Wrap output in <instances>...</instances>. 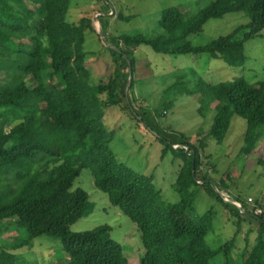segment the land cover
I'll list each match as a JSON object with an SVG mask.
<instances>
[{
	"label": "trees",
	"instance_id": "16d2710c",
	"mask_svg": "<svg viewBox=\"0 0 264 264\" xmlns=\"http://www.w3.org/2000/svg\"><path fill=\"white\" fill-rule=\"evenodd\" d=\"M68 7L69 0H0V74H4L0 80V229L15 224L27 233L25 239L0 245V264H16L11 251L41 236L60 240L69 257L66 264H128L121 245L111 239L108 225L81 233L69 229L94 209L83 190L71 192L72 182L84 168L90 170L96 189L136 226L145 250L140 264H212L217 256L223 257V264H264V222L251 218L258 224L255 239L235 258L232 252L245 215L224 202L209 184L197 183L212 181L209 172L201 170L203 160L208 161L205 150L210 141L223 142L234 116L247 125L244 155L264 137V81L200 82L199 103L216 102L218 109L208 134L196 135L193 142L178 132H158L148 125L163 138L158 139L163 147L161 159L170 154L181 161L172 185L178 195L174 204L163 199L152 177L118 162L110 148L112 134L103 124L105 110L118 104L119 90L126 84L129 72L123 55L131 62L132 75L136 68L133 49L141 45L157 54H206L230 67H243L244 43L264 31V0H212L192 16L176 7L164 9L159 21L163 36L111 39L122 54L110 50L116 57L114 71L93 87L88 83L83 43L85 31L94 30L87 19L69 23ZM232 13L244 14L248 24L203 46L190 42L208 21ZM117 18L129 20L121 14ZM102 30L104 33L103 26ZM243 30L246 32L237 40ZM175 86L179 93L190 94L185 83ZM128 88H133V77ZM126 104L131 108L129 101ZM41 106L45 115L39 114ZM176 145L180 148H174ZM56 164L66 169L46 185L41 172ZM220 186L216 185L229 193L223 182ZM199 189L238 219L234 237L215 250L205 243L215 213L210 210L203 216H192ZM251 212L255 214L254 209ZM257 216L264 221V215Z\"/></svg>",
	"mask_w": 264,
	"mask_h": 264
},
{
	"label": "rangeland",
	"instance_id": "374dc122",
	"mask_svg": "<svg viewBox=\"0 0 264 264\" xmlns=\"http://www.w3.org/2000/svg\"><path fill=\"white\" fill-rule=\"evenodd\" d=\"M108 1L113 3L117 14L129 18L128 21L110 18L108 23L106 18H102L104 35L110 44L112 38L122 35L150 39L163 36L165 33L160 28L159 21L162 11L166 8L176 7L186 16H192L212 3V0ZM84 2L90 9H96L99 2L104 5L103 0H84ZM74 8V0H69L66 16L68 22L75 21ZM104 10L108 11V8ZM113 12L111 11L112 14ZM247 24L248 19L244 14H227L221 19L208 21L202 31L190 39V42L194 46H203L219 37L228 36L237 27ZM245 32L246 30L241 31L236 39H241ZM107 33H111V36L108 37ZM99 41L87 37L84 41L83 49L87 52V69L90 74L88 83L92 87L105 82L112 75V65L116 59L109 49L100 47L102 43L100 44ZM133 51L136 64L133 88L132 90L128 88L125 94V84L119 90V102L116 106L105 110L103 124L106 132L112 134L110 148L118 157V162L137 173L152 175L153 183L156 189L161 191L163 199L167 203L174 204L178 201V195L172 188L177 176V165H172L173 159L169 154L160 163L159 151L155 148L161 149L162 145L143 124L149 125L158 132L167 130L178 132L190 138L192 142L196 135H207L214 116L211 115V109L208 110L206 106L198 103L197 95H193L197 91V86L200 82L217 85L238 78H243L250 84L264 81V31L259 37L244 43L246 61L243 67H230L221 59H214L206 54L162 55L144 45L135 47ZM109 53L110 58L107 56ZM141 72L142 74H139ZM3 77L4 74H0V80ZM127 80L128 77L126 82ZM25 82L31 85L28 78H25ZM122 82L124 83L125 80L122 79ZM179 82L188 86L190 94L179 93L175 86ZM126 100L132 103L134 113L128 108ZM45 113L44 106H41L39 114L45 115ZM246 130V122L234 116L223 142L217 144L210 141L205 150L208 161L203 160L201 170L209 172L215 186L221 187L219 181H222L229 187L230 196L242 201L250 211L256 207L264 215V137L256 142L249 154L244 155L241 151L245 146ZM57 166L58 164L43 169L41 172L43 183L51 185L66 169ZM77 189L83 190L88 195L94 209L91 214L72 224L69 229L74 233H81L108 225L111 227V239L121 245L128 264H140L145 250L136 226L118 207H113L109 203L106 194L96 189L89 169H82L72 182L71 192ZM249 199L252 200V205L246 203ZM210 210L215 213V218L212 229L205 237V243L215 250L234 237L238 219L204 189H199L192 216L200 217ZM257 231L256 221L245 215L240 221V231L236 236V245L232 252L235 258L247 244L253 243ZM26 237V231L15 224L0 229L1 246L13 244L14 241ZM11 253L16 258V264H66L69 261L60 240L46 236L35 238L27 246ZM223 260L222 256H217L211 263L223 264Z\"/></svg>",
	"mask_w": 264,
	"mask_h": 264
},
{
	"label": "crops",
	"instance_id": "0c3cea01",
	"mask_svg": "<svg viewBox=\"0 0 264 264\" xmlns=\"http://www.w3.org/2000/svg\"><path fill=\"white\" fill-rule=\"evenodd\" d=\"M86 1V0H85ZM112 6H113V8H114V12H113V14L111 13V10L109 9V7H107L108 8V11L106 10H104L105 9V7H104V5L103 4H101V2H99L98 3V6H97V8L96 9H94V8H91L90 9V7H89V5L87 6L86 4H85V2H84V0H74V11H75V14H74V18H75V21H72V22H69V23H77L79 20H81V19H87V20H90V22H91V27L93 28V30L94 31H90V30H86L85 31V33H84V41L86 40V37L89 39V38H91V39H94V38H96L97 39V41H99V38L97 37V35H96V33H95V27H96V24H97V20H96V18L97 19H99L100 20V22H101V26H103V19L102 18H106L105 20H106V22L108 23L109 22V19L111 18H116V19H118L117 18V11H116V9H115V7H114V5H113V3H112ZM106 8V9H107ZM98 12H100L99 14H98V16L96 17V14L98 13ZM109 32V31H108ZM104 34H105V32H104ZM108 35V37L109 36H111V33H107ZM110 34V35H109ZM106 37V36H105ZM107 38V37H106ZM100 42V41H99ZM100 44H101V42H100ZM102 46V48H105L104 46H103V44H101L100 45V47ZM83 48H84V43H83ZM83 51H84V49H83ZM85 52V51H84ZM86 54H87V52H85ZM111 54L109 53V54H107V56L110 58L111 56H110ZM112 60V59H111ZM112 62H113V60H112ZM114 68H115V62H113V65H112V70L114 71ZM139 74H142V72L141 73H139ZM137 75H138V73H137ZM124 93H125V91H124ZM193 95H197V98H198V100H197V102L199 103L200 101H201V96H200V94L196 91ZM137 97V96H136ZM141 101V100H140ZM126 102H127V100H126ZM142 102V101H141ZM209 106V107H208ZM211 107H213L214 109L212 110V108ZM206 108L208 109V110H210L211 109V115L213 114V116H214V114H215V112L217 111V109H218V104L216 103V102H208L207 104H206ZM107 117H109V116H107ZM110 118V117H109ZM153 122H155L154 120H153ZM103 123H104V117H103ZM112 123H114L113 122V120H112ZM104 126H105V124H104ZM119 127V126H118ZM109 132H112V130H109ZM207 134V133H206ZM158 143V142H157ZM158 145V144H157ZM161 146V145H160ZM158 147H159V145H158ZM162 147V146H161ZM174 148H180V146L179 145H176V146H174ZM208 148V147H207ZM156 149V151H159V156H160V163L164 160V159H161V152H162V149H163V147L160 149V148H155ZM157 149H159V150H157ZM115 155V154H114ZM170 155V154H169ZM115 157H116V159L118 158L116 155H115ZM172 157V156H171ZM165 158V157H164ZM172 161H173V164L172 165H174V164H176L177 165V172H178V170H179V167L181 166V161L180 160H178V159H174L173 157H172ZM118 160V159H117ZM176 161V162H175ZM119 163H121V162H119ZM123 164V163H122ZM156 166V165H155ZM139 174H142V175H145L146 173H139ZM145 176H148V175H145ZM148 177H152V179H153V176L152 175H149ZM213 181V180H212ZM215 182V181H214ZM220 183L222 182V181H219ZM216 183V182H215ZM205 191V190H204ZM161 192V191H160ZM206 192V191H205ZM228 192H229V190H228ZM207 193V192H206ZM162 194V193H161Z\"/></svg>",
	"mask_w": 264,
	"mask_h": 264
},
{
	"label": "water",
	"instance_id": "95a60500",
	"mask_svg": "<svg viewBox=\"0 0 264 264\" xmlns=\"http://www.w3.org/2000/svg\"><path fill=\"white\" fill-rule=\"evenodd\" d=\"M103 2L109 7V9H110L112 12L114 11L112 4H111L108 0H103ZM99 13H100V12H98V13L96 14V17L98 16ZM96 20H97V24H96V27H95V32H96V34H97V37L99 38V40H100L101 43L103 44V46L106 47V48L109 49V50H113V51H115V52H117V53H119V54H122V51L120 50V48H118V47L115 46L114 44H110V43L107 41V39H106V37H105V35H104V33H103V30H102V26H101V22H100V20L97 19V18H96ZM123 58H124V60L126 61V64H127V66H128V71H129L128 80H127V82H126V86H125V94H126L127 89H128V86H129V84H130V81H131L133 75H132V73H131V62H130L129 58H128L126 55H123ZM143 126H144L147 130H149L153 135H155L159 140H162V139H163V138H162L161 136H159L157 133H155L154 131H152V129L149 128L147 125L143 124ZM184 148H185L186 150L189 149V147H186V146H185ZM192 154H193V163H194V154H195L194 150H192ZM197 183H199V184H209V185H210V186H211V187H212V188H213V189L219 194V196H221V194L223 193V192H221V191L215 186V184L213 183V181L205 180V181H198ZM238 211H239L241 214H244V215H246V216H248V217H250V218H253V219L258 220L259 222H264V221L260 220L256 214H254V213H252L251 211L245 209L244 207H239V208H238Z\"/></svg>",
	"mask_w": 264,
	"mask_h": 264
},
{
	"label": "built area",
	"instance_id": "2783aa9c",
	"mask_svg": "<svg viewBox=\"0 0 264 264\" xmlns=\"http://www.w3.org/2000/svg\"><path fill=\"white\" fill-rule=\"evenodd\" d=\"M135 109V108H134ZM130 110H131V112H133L134 113V110L132 109V103H131V108H130ZM222 199H223V201L224 202H226V203H229L230 205H232L233 207H235V208H239V207H243V205L242 204H244L242 201H240L239 199H236V198H233L232 196H230L229 195V193H222L221 194V196H220ZM248 205H252V200L251 199H249V200H247V202H246ZM254 210H255V214L256 215H261L262 214V212H261V210L260 209H258V208H254Z\"/></svg>",
	"mask_w": 264,
	"mask_h": 264
}]
</instances>
